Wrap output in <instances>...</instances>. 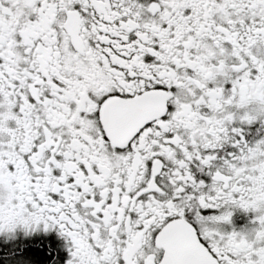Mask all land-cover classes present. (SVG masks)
<instances>
[{"label":"snow or ice","instance_id":"obj_1","mask_svg":"<svg viewBox=\"0 0 264 264\" xmlns=\"http://www.w3.org/2000/svg\"><path fill=\"white\" fill-rule=\"evenodd\" d=\"M257 123L264 0H0V264H264Z\"/></svg>","mask_w":264,"mask_h":264},{"label":"flooded vegetation","instance_id":"obj_2","mask_svg":"<svg viewBox=\"0 0 264 264\" xmlns=\"http://www.w3.org/2000/svg\"><path fill=\"white\" fill-rule=\"evenodd\" d=\"M259 124H255L252 126H248L245 130L246 136L251 139L253 137L259 139L260 136H264V131H259ZM233 215L231 217L230 223H220L218 225H215L216 227L231 232L233 230L241 231L243 229H250L253 227H256L255 224H253L254 217L256 213L252 212L251 210L245 212L243 209L240 208H233L232 209ZM204 214L210 215V214H218L213 212H205ZM213 225H209V227H212Z\"/></svg>","mask_w":264,"mask_h":264},{"label":"clouds","instance_id":"obj_3","mask_svg":"<svg viewBox=\"0 0 264 264\" xmlns=\"http://www.w3.org/2000/svg\"><path fill=\"white\" fill-rule=\"evenodd\" d=\"M259 179V178H258ZM260 186H264V185H260Z\"/></svg>","mask_w":264,"mask_h":264}]
</instances>
